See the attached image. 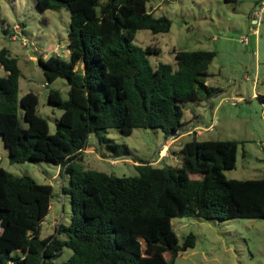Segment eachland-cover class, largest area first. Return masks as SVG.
Returning a JSON list of instances; mask_svg holds the SVG:
<instances>
[{
	"label": "trees",
	"instance_id": "16d2710c",
	"mask_svg": "<svg viewBox=\"0 0 264 264\" xmlns=\"http://www.w3.org/2000/svg\"><path fill=\"white\" fill-rule=\"evenodd\" d=\"M148 1L36 0L41 9L65 6L70 13L68 58H37L45 83L59 76L68 82L67 97L58 88L47 93L62 110L53 132L37 112L38 94L19 95L17 58L0 48V135L9 159L59 165L69 176L61 189L71 207L68 224L59 222L57 233L41 236L53 185L0 166V264H175L178 252L195 244V234L188 232L179 243L173 216L264 217V176L227 177L223 171L236 165V139H201L192 130L181 144L180 165L141 162L132 175L81 163L90 133L113 156L128 154L126 144L107 136L108 128L130 133L159 126L169 136L180 129L184 101L215 92L203 78L214 50L173 48L176 65H153L148 54L160 48L132 42L140 28L170 29L171 19L155 15ZM65 245L70 255L52 260Z\"/></svg>",
	"mask_w": 264,
	"mask_h": 264
},
{
	"label": "rangeland",
	"instance_id": "374dc122",
	"mask_svg": "<svg viewBox=\"0 0 264 264\" xmlns=\"http://www.w3.org/2000/svg\"><path fill=\"white\" fill-rule=\"evenodd\" d=\"M261 2L149 0L147 5L155 15L165 14L171 19L170 29L154 33L149 28H140L132 42L141 46L155 44L160 48L159 52L148 54L153 65L159 61L176 65L173 48L214 50L208 74L203 78L215 87V92L208 97L202 94L198 100L184 101L181 131L175 134L166 136L159 126L134 127L130 133L108 128L107 136L126 144L128 154L113 156L111 149L90 133L81 152L83 166L116 175H132L137 173L136 164L141 162L180 165L181 142L190 139L193 133L184 134L164 150L166 141L181 132L194 130L196 125L203 128L212 121V129L198 132V138L239 141L236 165L224 169L225 175L264 176V6L261 8ZM69 24L70 13L65 6L41 9L36 0H0V48L7 47L17 58L19 95L28 90L38 94L37 112L47 119L50 132L55 130L62 110L49 101L48 90L58 88L62 96L67 97L68 82L64 76H59L45 83L37 58L50 54L68 58ZM14 25L18 34L11 38ZM242 35H247L248 42L241 40ZM4 73L0 65V74ZM260 94L263 96H258ZM233 99L237 103L233 104ZM20 119L26 125L22 116ZM0 166L53 185L50 209L40 225L41 236L57 233L59 222L69 223L70 196L61 189L63 184H69V176L59 172V165L43 159L11 161L0 135ZM171 222L179 243L188 232L195 234V244L179 251L175 264H264V217L173 216ZM71 251L65 245L51 259L61 262Z\"/></svg>",
	"mask_w": 264,
	"mask_h": 264
},
{
	"label": "built area",
	"instance_id": "2783aa9c",
	"mask_svg": "<svg viewBox=\"0 0 264 264\" xmlns=\"http://www.w3.org/2000/svg\"><path fill=\"white\" fill-rule=\"evenodd\" d=\"M260 6H261V8L264 6V0H262ZM17 34H18V31H17V29H16V25H14L13 32L10 33V37H11V38H16V37H17ZM241 40H242L244 43L248 42L247 35H242ZM232 103H233V104H234V103H237V100H236V99H233V100H232ZM213 126H214V123L211 121V123H209L207 126H205V127H203V128H202L200 125H196V126L194 127V131L197 132V134H199L203 129H212ZM190 131H192V130H190ZM198 132H199V133H198Z\"/></svg>",
	"mask_w": 264,
	"mask_h": 264
},
{
	"label": "crops",
	"instance_id": "0c3cea01",
	"mask_svg": "<svg viewBox=\"0 0 264 264\" xmlns=\"http://www.w3.org/2000/svg\"><path fill=\"white\" fill-rule=\"evenodd\" d=\"M254 20H255V18H254ZM206 82V81H205ZM179 131H181V129H179ZM188 132H190V129L189 130H187V131H184V132H181V133H179L178 135H176V136H174V137H171V138H169L166 142V144H164V146H163V148L162 149H164V150H166L167 148H168V146L169 145H171L173 142H175L176 140H179V139H181L183 136H184V134H186V133H188ZM198 135V134H197ZM183 142V141H182ZM181 142V143H182ZM169 149V148H168ZM162 154H163V152H162ZM165 154H168V152L166 153L165 152Z\"/></svg>",
	"mask_w": 264,
	"mask_h": 264
},
{
	"label": "water",
	"instance_id": "95a60500",
	"mask_svg": "<svg viewBox=\"0 0 264 264\" xmlns=\"http://www.w3.org/2000/svg\"><path fill=\"white\" fill-rule=\"evenodd\" d=\"M172 134H175L174 132Z\"/></svg>",
	"mask_w": 264,
	"mask_h": 264
}]
</instances>
